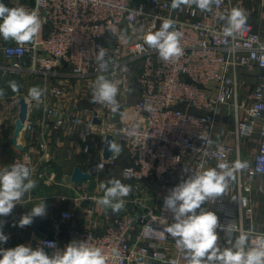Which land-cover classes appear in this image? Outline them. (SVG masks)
Returning a JSON list of instances; mask_svg holds the SVG:
<instances>
[{
    "label": "built area",
    "instance_id": "obj_1",
    "mask_svg": "<svg viewBox=\"0 0 264 264\" xmlns=\"http://www.w3.org/2000/svg\"><path fill=\"white\" fill-rule=\"evenodd\" d=\"M8 4L36 10L42 28L31 43L0 44L7 60L0 65L4 75L56 79L59 82L50 91L63 96L62 80L83 82L103 74L116 83L117 98L122 105L128 103L126 110L135 115L128 122H108L107 114L113 112L102 103L88 110L89 117L66 115L56 121L59 126H72V131L83 127L80 137L87 155L104 149L106 136L114 135L130 160L121 167V182L132 190L123 197L124 207L118 213L104 216L101 229L86 221L78 228L76 214L63 211L52 219L53 234L33 241L30 247H43L52 255L72 241H86L103 250L107 264H147L151 259L160 264H186L165 231L173 216L164 208V198L190 175L216 168L220 162L231 167L236 161L246 167L234 173L235 179L221 196L204 205L221 214L222 225L245 234L248 248L264 245V231L246 226L253 214L252 183L264 175V39L251 22L234 36H224L223 17L233 9L232 0L213 4L212 11H201L195 4L173 9L172 0H8ZM165 19L174 21L170 31L182 33L183 55L169 61H162L143 39L148 32L158 31ZM102 48L109 62L106 73L98 71L96 62ZM241 69L256 82L241 80ZM38 103L46 105L47 101L41 96ZM32 110L29 104L28 117ZM48 113L55 115L53 110ZM221 115L233 122L228 131L222 129L231 142L213 136ZM25 130L34 131L29 118ZM256 133L257 149L246 154L243 142L253 141ZM20 162L32 175L38 172L31 154L17 155L13 163ZM95 164L99 170L114 167L117 154L95 158ZM76 202L80 203L79 197ZM86 211L92 213L91 208ZM70 223L74 226L69 234L63 233Z\"/></svg>",
    "mask_w": 264,
    "mask_h": 264
},
{
    "label": "clouds",
    "instance_id": "obj_2",
    "mask_svg": "<svg viewBox=\"0 0 264 264\" xmlns=\"http://www.w3.org/2000/svg\"><path fill=\"white\" fill-rule=\"evenodd\" d=\"M222 0H172L173 9L181 5L195 4L201 11H212V5H219ZM226 20L223 34L232 37L246 25V15L240 8H233L223 17ZM42 28L41 19L36 10L31 12L23 7L9 8L0 3V38L13 40L23 46L34 41ZM174 21L163 20L160 29L148 32L143 39L145 44L158 52L162 61H169L183 55L180 45L182 33L171 30ZM107 55L102 48L96 56L98 71L106 73L109 62L104 60ZM116 83L105 75H98L94 84L92 103H103L112 112L119 110L116 99L118 94ZM29 94L39 101L43 90L33 87ZM151 111V106L146 105ZM134 131L130 135H134ZM108 150L119 154L122 149L114 141H106ZM246 167V163L236 161L231 167L227 162H220L216 168H208L190 175L186 180L173 187L163 201V206L170 211L173 222L165 231L174 240L177 249L183 254L186 264H264V245L247 248V236L239 235L233 242L231 226L222 225L217 214L205 210V202L221 196L228 188L229 181L235 179L234 173ZM31 169L24 163H13L0 170V216H9L24 195L30 192L36 183L31 179ZM104 187V195L97 203L104 208H111L118 213L124 207L123 197L131 192V186L118 179H111ZM46 212V204L41 201L31 211L22 215L18 221L21 228L30 226L35 217H42ZM218 230L225 233L229 247H221L218 241ZM9 237L0 227V244L7 242ZM114 251L115 255L118 253ZM108 256L99 247L90 246L86 241H72L64 250H57L52 255L43 247L33 249L26 245L14 248H0V264H107Z\"/></svg>",
    "mask_w": 264,
    "mask_h": 264
},
{
    "label": "crops",
    "instance_id": "obj_3",
    "mask_svg": "<svg viewBox=\"0 0 264 264\" xmlns=\"http://www.w3.org/2000/svg\"><path fill=\"white\" fill-rule=\"evenodd\" d=\"M139 1V0H134ZM5 6L9 7L8 0H0ZM233 8H240L246 15V22H251L256 25L259 32L264 39V0H232ZM13 40L5 41L0 38L1 43L11 42ZM0 53V65L7 62L3 55V50ZM246 69L240 70V79L246 80L249 84L256 82V79L249 76ZM0 103L2 100H11L14 114L18 117L20 104L19 101L25 97L28 104L33 108L29 115V120L32 121L34 131H23L19 143L25 147L24 151L15 147L11 139L12 134H1L3 119L0 118V170L12 164L13 156L20 153L31 154L38 167V172L31 176L36 183V186L24 195L22 200L15 206L12 213L3 217L0 216V227L3 232L9 237L6 243L0 244V248H14L17 245L29 246L33 241L51 236L52 219L63 211H72L79 215L82 201L90 197L88 188L89 182L83 181L74 183L72 174L76 167L82 168L86 173L92 175V179L98 181V186L95 190L94 197L90 198L91 214L85 211L86 222H89L94 228L101 229L105 222V215L113 214L111 208H104L100 206L97 201L103 196L101 186L107 185L108 181H101L96 178V172H101L95 164V158L104 157V149L98 148L96 154L87 155L83 152V143L80 137L81 126L75 127L72 131V126H59L56 121L66 115H80L87 114L91 108H100L102 103H92V94L94 84L89 81H75L74 79H65L59 83L64 90L63 96H57L51 93L50 89L54 84L59 82L56 79L49 78L47 81L43 77H33L29 74H12L4 75L0 71ZM37 87L43 90V94L47 103L42 105L29 94L30 89ZM6 93H10L7 95ZM10 103V102H9ZM48 110H53L54 114H49ZM129 112V111H128ZM135 115L130 113L128 121L132 120ZM233 127L231 118L227 115H221L215 130L214 138L220 142H231L232 137L223 135L222 129L227 131ZM9 128L6 127V130ZM100 127L97 126L95 133L99 134ZM259 141V134H255L253 141H244L243 148L245 153L249 151H256L257 143ZM14 157V158H15ZM96 178V179H95ZM67 197L63 201L62 197ZM80 198V203L76 202V198ZM99 198V199H98ZM251 200L253 203V214L250 219L246 221L247 227H254L259 231H264V175H259L252 183ZM41 201L46 204V212L42 217H35L30 226L23 228L15 226L18 224L22 215L31 211V209L38 205ZM205 210L213 211L217 214L219 221H221V214L214 208L202 205ZM76 223H74L75 225ZM73 223L65 225L64 232L68 233L74 226ZM77 226V225H76ZM34 231L36 234H32ZM220 240L218 243L221 247H229L225 238V233L218 230ZM239 234L231 231V239L234 242ZM246 247L248 248L247 241ZM173 258V255H169ZM181 261L185 260L181 257ZM147 264H160L159 261L151 259Z\"/></svg>",
    "mask_w": 264,
    "mask_h": 264
},
{
    "label": "water",
    "instance_id": "obj_4",
    "mask_svg": "<svg viewBox=\"0 0 264 264\" xmlns=\"http://www.w3.org/2000/svg\"><path fill=\"white\" fill-rule=\"evenodd\" d=\"M32 3L34 4V1H32ZM66 65V63H65ZM143 73V69H139V74L141 75ZM264 74V71H263ZM20 104V108H19V114L18 117L15 121V129H14V134L13 137L11 139L12 144L17 147L19 150L24 151L25 147L23 145H21L19 143V138L22 134V132L24 131V127H25V122L28 119V111H29V104L26 100L25 97H22L19 101ZM106 141H114L115 142V137L112 134H108L105 138V143H104V153L103 156L105 159L109 158L111 154H113L114 152H111L108 150L107 147V143ZM72 180L74 183H80L83 181H88L89 182V188H88V192H89V196L85 198L82 203H81V208L82 210H84V212L80 211L79 215H77L75 222L78 228H81L84 226L85 224V211L88 210L90 208V198L94 197L95 194V190L98 186V181L92 179V175L90 173H86L82 170V168L80 167H76L74 169V172L72 174ZM156 194V188H153V195ZM139 223H141V220L139 221Z\"/></svg>",
    "mask_w": 264,
    "mask_h": 264
},
{
    "label": "rangeland",
    "instance_id": "obj_5",
    "mask_svg": "<svg viewBox=\"0 0 264 264\" xmlns=\"http://www.w3.org/2000/svg\"><path fill=\"white\" fill-rule=\"evenodd\" d=\"M0 53H1V50H0ZM96 80H97V78L91 79V83L95 84ZM116 99L119 103V110L115 113L113 112V114L108 113L107 117H106L107 121L113 122V123L128 122V118L130 116V111L128 112L126 110L128 103H126L125 105H122L119 98L116 97ZM0 118L3 119V122L1 125V127H2L1 134H6V135L12 134L14 132V129H15V120L17 117L14 114V110H13L11 100H9V101L2 100V102L0 103ZM6 127H8L9 129L6 130ZM10 130L12 133L10 132ZM118 145L122 149V151L117 155L118 165L111 167V168H108L106 170H102L101 172H96V178H98L100 180V182L101 181H109L111 179H118L120 181L122 180L121 179V167L125 163V159H124L125 149L123 148V145H121L120 143H118ZM12 161H13V159H12ZM100 189H101L100 195L102 193L101 196H103L105 189L102 186Z\"/></svg>",
    "mask_w": 264,
    "mask_h": 264
},
{
    "label": "trees",
    "instance_id": "obj_6",
    "mask_svg": "<svg viewBox=\"0 0 264 264\" xmlns=\"http://www.w3.org/2000/svg\"><path fill=\"white\" fill-rule=\"evenodd\" d=\"M0 82H1V81H0ZM6 94L9 95L10 93H6ZM123 148H124V147H123ZM124 149H125V148H124ZM14 157H15V156H13V161H14ZM124 159H125V163H124V165L130 163V160H129V158H128V154H127L126 149H125V153H124ZM13 161H12V164H13Z\"/></svg>",
    "mask_w": 264,
    "mask_h": 264
}]
</instances>
